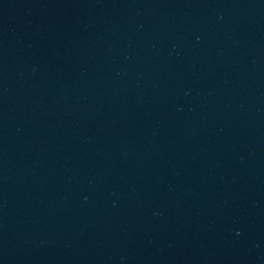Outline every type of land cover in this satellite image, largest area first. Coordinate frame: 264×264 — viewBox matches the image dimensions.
Returning a JSON list of instances; mask_svg holds the SVG:
<instances>
[{
	"label": "water",
	"instance_id": "water-1",
	"mask_svg": "<svg viewBox=\"0 0 264 264\" xmlns=\"http://www.w3.org/2000/svg\"><path fill=\"white\" fill-rule=\"evenodd\" d=\"M0 264H264V0H0Z\"/></svg>",
	"mask_w": 264,
	"mask_h": 264
}]
</instances>
